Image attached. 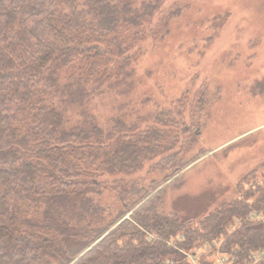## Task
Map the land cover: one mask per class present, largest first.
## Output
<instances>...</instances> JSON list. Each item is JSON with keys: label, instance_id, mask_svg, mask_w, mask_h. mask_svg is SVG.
I'll list each match as a JSON object with an SVG mask.
<instances>
[{"label": "trees", "instance_id": "16d2710c", "mask_svg": "<svg viewBox=\"0 0 264 264\" xmlns=\"http://www.w3.org/2000/svg\"><path fill=\"white\" fill-rule=\"evenodd\" d=\"M162 5L0 0V264H192L199 246L226 237L244 261L264 247V219L252 217L264 212V185L194 225L162 212L161 189L126 179L151 161L170 163L173 174L187 165L184 143L196 134L181 112L167 130L121 117L104 127L85 107L103 86L127 88L139 42L157 37ZM109 188L123 202L116 215L97 199ZM234 221L241 226L230 232ZM213 254L200 264H215Z\"/></svg>", "mask_w": 264, "mask_h": 264}, {"label": "rangeland", "instance_id": "374dc122", "mask_svg": "<svg viewBox=\"0 0 264 264\" xmlns=\"http://www.w3.org/2000/svg\"><path fill=\"white\" fill-rule=\"evenodd\" d=\"M160 14L168 23L157 24ZM158 16L157 37L139 42L127 88L103 86L85 107L104 127L121 117L140 120L142 128L152 119L167 130L180 112L191 122L196 135H187L183 169L173 174L170 163L152 167L151 161L126 179L158 187L153 194L161 189L162 212L197 225L221 204L264 185V0H163ZM80 111L70 113L74 121ZM97 199L114 215L123 208L113 188ZM252 217L263 220L264 212L254 210ZM238 226L234 221L228 231ZM226 238L212 239V247L203 243L188 259L200 264L213 251L215 264H264V247L250 249L242 261L235 253L240 247L227 246ZM223 248L231 254H217Z\"/></svg>", "mask_w": 264, "mask_h": 264}, {"label": "built area", "instance_id": "2783aa9c", "mask_svg": "<svg viewBox=\"0 0 264 264\" xmlns=\"http://www.w3.org/2000/svg\"><path fill=\"white\" fill-rule=\"evenodd\" d=\"M218 253L220 254V252H218ZM190 256H194V255H193V254H192V255L190 254L189 257H190ZM218 260H219V258H218ZM217 262H218V261H217Z\"/></svg>", "mask_w": 264, "mask_h": 264}, {"label": "crops", "instance_id": "0c3cea01", "mask_svg": "<svg viewBox=\"0 0 264 264\" xmlns=\"http://www.w3.org/2000/svg\"><path fill=\"white\" fill-rule=\"evenodd\" d=\"M196 264V263H195Z\"/></svg>", "mask_w": 264, "mask_h": 264}]
</instances>
